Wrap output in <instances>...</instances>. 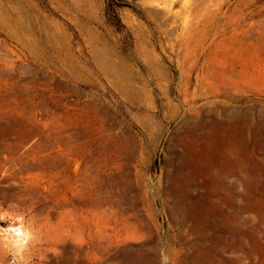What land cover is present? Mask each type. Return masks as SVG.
I'll list each match as a JSON object with an SVG mask.
<instances>
[{
	"label": "rangeland",
	"instance_id": "obj_1",
	"mask_svg": "<svg viewBox=\"0 0 264 264\" xmlns=\"http://www.w3.org/2000/svg\"><path fill=\"white\" fill-rule=\"evenodd\" d=\"M201 4L208 38L175 37ZM263 24L264 0H0V264H264Z\"/></svg>",
	"mask_w": 264,
	"mask_h": 264
},
{
	"label": "bare ground",
	"instance_id": "obj_2",
	"mask_svg": "<svg viewBox=\"0 0 264 264\" xmlns=\"http://www.w3.org/2000/svg\"><path fill=\"white\" fill-rule=\"evenodd\" d=\"M196 9H197L196 14L194 13L193 15H190L189 13H187L186 16H184L182 18V21H180L179 25L177 26L178 28L175 31L176 32L175 37H177L178 39H181L184 42H189V40H191V39H193L194 41H199V40H201L199 35L201 36V34L206 33L205 38L204 39L202 38V42H203V41H205V39L208 38V36L214 30V27H215L214 15H215V13L206 12L205 10H204L205 11L204 12L203 8H202V4H201V6H198ZM252 23L253 22L248 23V22H246V20H244V22L241 25L239 24L238 26H236V28H238V30L235 32H232L228 37H225L226 42H227L226 44L233 43V42L237 43V44L244 43L245 35H246V33H248L251 30L250 27H251ZM226 24H227V20L224 21V23H223L224 26L221 27L220 31L225 30ZM193 31H195V32L193 33ZM200 32H201V34H200ZM258 33H259L260 37L263 38V36H264V24L261 26V29L258 31ZM246 38H248V37H246ZM220 40H222V38H219L218 41H216V42H220ZM248 44H252V43L249 41ZM235 47H237V46L235 45ZM106 71L109 75H114V72H115L114 68L111 65H109L107 67ZM119 72H121V71H119ZM111 80H112V78H111ZM114 81H115V79H114ZM125 84H126L125 87L127 88V90L132 91L133 88H132V85H131V82H130V79L128 76L125 77ZM200 240L201 241H199V242L204 243L205 239H204V237H201ZM169 254L171 255V260H173L175 262L176 251L170 250ZM84 256H85V258L87 257L86 252H85ZM209 260H210L209 255H203V256H199V257H196L194 255H191V256L185 255L181 264H204L205 262H207ZM166 261H167V256H164L163 263L165 264ZM84 264H87V262H84ZM259 264H263V263H259Z\"/></svg>",
	"mask_w": 264,
	"mask_h": 264
}]
</instances>
